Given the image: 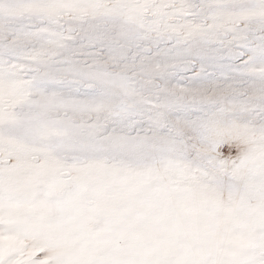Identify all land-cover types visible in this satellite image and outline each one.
I'll return each instance as SVG.
<instances>
[{
  "label": "snow or ice",
  "instance_id": "obj_1",
  "mask_svg": "<svg viewBox=\"0 0 264 264\" xmlns=\"http://www.w3.org/2000/svg\"><path fill=\"white\" fill-rule=\"evenodd\" d=\"M0 264H264V0H0Z\"/></svg>",
  "mask_w": 264,
  "mask_h": 264
}]
</instances>
